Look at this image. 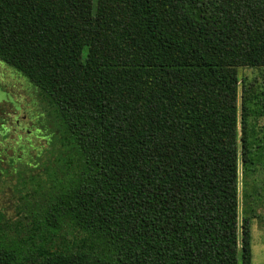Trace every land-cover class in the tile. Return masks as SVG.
I'll list each match as a JSON object with an SVG mask.
<instances>
[{
	"label": "trees",
	"instance_id": "obj_1",
	"mask_svg": "<svg viewBox=\"0 0 264 264\" xmlns=\"http://www.w3.org/2000/svg\"><path fill=\"white\" fill-rule=\"evenodd\" d=\"M243 67L264 0H0V264H252Z\"/></svg>",
	"mask_w": 264,
	"mask_h": 264
},
{
	"label": "rangeland",
	"instance_id": "obj_2",
	"mask_svg": "<svg viewBox=\"0 0 264 264\" xmlns=\"http://www.w3.org/2000/svg\"><path fill=\"white\" fill-rule=\"evenodd\" d=\"M238 74L241 83L243 82V78L250 81L253 93H262V96H264V68L243 67L238 69ZM20 90L19 93H22L23 90ZM242 101L243 91L241 86L239 88L238 97L240 113ZM256 125L257 131L261 134L263 132L262 130H264V116L257 120ZM239 134L241 135L240 124ZM12 204L13 202L10 191L6 190L5 193L0 194V208H8L9 206H12ZM239 211V233L241 238L244 215L249 224L252 264H264V166H258L255 171L249 173L245 172V166L241 157L239 160Z\"/></svg>",
	"mask_w": 264,
	"mask_h": 264
},
{
	"label": "water",
	"instance_id": "obj_3",
	"mask_svg": "<svg viewBox=\"0 0 264 264\" xmlns=\"http://www.w3.org/2000/svg\"><path fill=\"white\" fill-rule=\"evenodd\" d=\"M239 222H240V220H239ZM241 228H242V226H241Z\"/></svg>",
	"mask_w": 264,
	"mask_h": 264
}]
</instances>
